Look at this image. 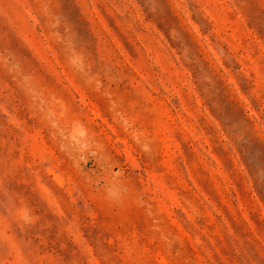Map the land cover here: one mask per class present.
<instances>
[{
	"label": "rangeland",
	"instance_id": "obj_1",
	"mask_svg": "<svg viewBox=\"0 0 264 264\" xmlns=\"http://www.w3.org/2000/svg\"><path fill=\"white\" fill-rule=\"evenodd\" d=\"M0 264H264V0H0Z\"/></svg>",
	"mask_w": 264,
	"mask_h": 264
}]
</instances>
